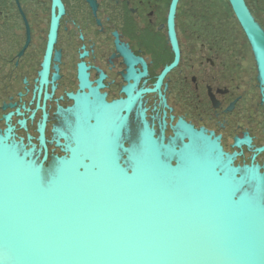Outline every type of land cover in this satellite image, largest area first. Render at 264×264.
Instances as JSON below:
<instances>
[{
  "label": "water",
  "instance_id": "water-1",
  "mask_svg": "<svg viewBox=\"0 0 264 264\" xmlns=\"http://www.w3.org/2000/svg\"><path fill=\"white\" fill-rule=\"evenodd\" d=\"M228 1L264 74V30ZM136 98L79 99L48 164L0 130V264H264V173L182 121L157 135Z\"/></svg>",
  "mask_w": 264,
  "mask_h": 264
},
{
  "label": "flooded vegetation",
  "instance_id": "flooded-vegetation-1",
  "mask_svg": "<svg viewBox=\"0 0 264 264\" xmlns=\"http://www.w3.org/2000/svg\"><path fill=\"white\" fill-rule=\"evenodd\" d=\"M172 2L0 0V130L48 164L79 99L137 97L157 135L182 121L264 173V74L229 1L179 0L170 22Z\"/></svg>",
  "mask_w": 264,
  "mask_h": 264
},
{
  "label": "rangeland",
  "instance_id": "rangeland-1",
  "mask_svg": "<svg viewBox=\"0 0 264 264\" xmlns=\"http://www.w3.org/2000/svg\"><path fill=\"white\" fill-rule=\"evenodd\" d=\"M226 2H227V0H226ZM226 5H228L229 6V4L228 3H226ZM230 7V6H229Z\"/></svg>",
  "mask_w": 264,
  "mask_h": 264
}]
</instances>
